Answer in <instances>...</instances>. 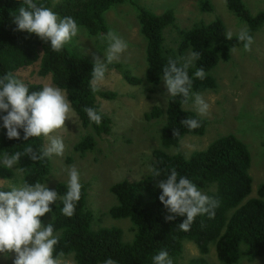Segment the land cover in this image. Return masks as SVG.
Wrapping results in <instances>:
<instances>
[{"label": "trees", "instance_id": "1", "mask_svg": "<svg viewBox=\"0 0 264 264\" xmlns=\"http://www.w3.org/2000/svg\"><path fill=\"white\" fill-rule=\"evenodd\" d=\"M130 1L59 0L53 11L61 17L74 18L78 26L85 28L91 36H106L109 31L107 12ZM34 2L48 7L53 5V0ZM21 6L23 0H0V77L11 72L18 78L19 70L38 64L39 75L50 77L54 86L67 93L72 111L82 126L93 131L92 135L82 137L75 150L82 154L93 151L97 144L94 134L108 135L111 120L102 112V121L97 125L89 120L83 108L92 107L101 111L98 95L106 98H113V95L91 91L93 62L87 57L66 46L60 52H54L50 42L45 43L35 34L15 31L12 16L17 14ZM203 8L213 10L207 2ZM227 8L247 26L252 37L264 26V10L253 15L243 0H227ZM136 10L141 34L147 43L145 80L151 85L161 83L163 68L170 58L183 64L191 53L196 52L200 54L199 58L192 59L188 68L193 81L192 91L202 93L213 90L217 87L214 69L220 63L231 60V48L243 47L236 36L230 41L225 38L227 30L219 18L210 23L198 22L184 30L178 26L174 11L157 14L139 5H136ZM167 30L174 34L170 41L166 39ZM198 68L204 69V79L195 77ZM124 77L132 85L143 83L140 78L129 73H124ZM26 85L30 93L41 91L44 87L36 83ZM181 100L180 96L169 97L165 110L155 107L147 115L148 120L165 119L160 135L162 148L154 150L150 172L138 181L125 180L111 187L118 203L112 207L110 215L115 219L131 221L135 230L133 241L125 242L123 232L118 227L94 229V216L87 205L88 188L83 184L81 199L76 204L73 216L63 215V204L58 200L50 205L52 211L41 218L44 226L53 223L54 229L60 234L55 252L57 256L62 251L64 257L72 256L76 264H103L109 257L116 260L117 264H153L152 257L160 250H167L176 264L184 252V243L188 241L194 243L203 255L209 253L211 244H215L217 258L222 264H239L243 259L254 261L264 258V184L259 188L257 198H249L253 181L250 175L252 157L248 146L229 134L189 157L181 153L168 154L166 150L179 147L185 136H203L209 125L207 119L185 108L191 101L182 107ZM187 118L197 119L200 127L189 131L181 124ZM2 123L0 120L1 158L5 153H23L28 145L37 153L45 147L43 137L24 141L22 129L21 139L9 140ZM174 129H179L180 135L175 137ZM15 166L23 169V183L34 184L39 181L45 184L51 175L52 160L48 157L33 161L27 155H21ZM153 168L160 170V177L153 176ZM172 168L180 176L189 178L202 192L219 200L213 218L207 214L197 216L186 232L178 227L186 217L177 216L174 221H165L168 213L159 200L162 190L156 187L158 180L165 179ZM14 175L12 168L0 164V180H11ZM50 190L63 196L67 192V185L59 183Z\"/></svg>", "mask_w": 264, "mask_h": 264}, {"label": "rangeland", "instance_id": "2", "mask_svg": "<svg viewBox=\"0 0 264 264\" xmlns=\"http://www.w3.org/2000/svg\"><path fill=\"white\" fill-rule=\"evenodd\" d=\"M243 1L253 15L264 10V0ZM206 2L212 11L203 8ZM136 5L157 14L174 11L178 26L184 30L198 22L210 23L216 18L224 22L227 32L231 30L233 36L240 29H247L228 10L227 0H131L107 12L109 31L116 32L128 44L121 59L108 66L105 79L97 85L99 93L113 95V98L98 95L100 109L111 120V131L103 136L94 134L97 144L93 151L85 154L77 152V143L85 135H92L93 131L84 128L71 111L65 128L57 130L64 140L65 152L63 156L51 157L52 171L45 184L49 188H55L59 183L67 185L65 169L76 166L81 174L82 185L88 188L87 205L94 216V229L118 227L123 232L125 242L133 241L134 226L128 219H115L110 215V210L118 203L111 187L125 180L138 181L150 172L153 152L162 148L160 135L165 119L148 120L147 115L155 107L165 110L169 98L165 95L167 90L162 80L157 86L145 80L147 43L140 31ZM79 28L77 37L66 47L93 63L94 55L103 60L107 41H101L100 36H91L83 27ZM165 35L167 41L174 37L168 30ZM253 40L251 51L238 48L232 53L230 61L220 63L214 69L217 87L200 93L210 105L206 115H199L192 102L185 107L209 121L205 134L187 135L179 147L166 150L170 155L181 153L189 157L196 151L205 150L222 136H236L248 146L252 157L250 175L253 185L249 198H257L259 188L264 184V26L254 33ZM124 73L140 78L143 83L130 84ZM17 77L25 84L54 86L50 77L39 75L38 64L19 70ZM47 143L45 140V146ZM12 169L15 172L13 179L0 180V187L8 188L9 184L23 183L21 171L16 166ZM15 256L14 252L7 258L0 254V264H14ZM63 260L65 264H76L72 256L64 257ZM175 263L222 264L217 258L215 244H211L209 253L203 255L194 243L188 241L184 243L182 256ZM239 264H264V258L254 261L243 259Z\"/></svg>", "mask_w": 264, "mask_h": 264}, {"label": "clouds", "instance_id": "3", "mask_svg": "<svg viewBox=\"0 0 264 264\" xmlns=\"http://www.w3.org/2000/svg\"><path fill=\"white\" fill-rule=\"evenodd\" d=\"M57 3L59 0H53L52 7H48L38 5L34 0H23V6L12 16L15 31L35 34L45 43L50 42L52 51L60 52L77 37L80 28L74 18L61 17L53 11ZM99 38L107 41V49L103 60L98 55L93 56V70L90 73L93 93L99 90L97 85L105 79L108 66L119 61L128 48L127 42L114 31H109L106 36L102 34ZM225 38L232 40L233 32L229 30ZM236 39L243 44L244 51H251L254 40L247 29H240ZM235 50L231 48V52ZM199 55L191 53L183 64L170 58L163 68L161 79L166 87L167 97H182V107L191 101L196 112L203 116L208 113L210 105L202 94L192 91L193 81L188 74L192 59H198ZM205 75L203 68L195 71L198 79H204ZM71 111L68 95L59 87L45 85L41 91L30 93L28 86L13 73L8 72L0 77V113H6L0 115V120L3 122L2 127L7 130V138L21 139L22 129L24 141L41 137L48 141L39 153L31 145L26 146L23 153H5L0 158V164L13 168L21 155H27L33 161L53 155L63 156L65 143L57 130L65 128ZM83 111L91 122L97 125L101 123L102 110L84 107ZM181 124L189 131L200 127V122L194 118H187ZM173 134L175 137L180 135L179 129H174ZM65 172L68 177L67 192L63 196L50 190L48 184L39 181L34 184H9L7 190L0 189V254L7 258L14 252V264H65L64 253L61 251L58 256L55 254L60 234L54 229L53 223L44 226L41 220L52 211L50 205L58 200L63 204V215L73 216L76 204L81 199L83 185L76 166L67 167ZM152 174L154 177L161 176L160 170L155 168L152 169ZM156 187L162 190L159 200L168 213L165 221H174L177 216L186 217L178 224L181 231H189L197 216L207 214L209 218H213L215 209L219 207L218 199L202 192L189 178L180 176L175 168L171 169L165 179L158 180ZM152 262L173 264L167 250L158 251L152 257ZM103 264H117V261L109 257Z\"/></svg>", "mask_w": 264, "mask_h": 264}]
</instances>
